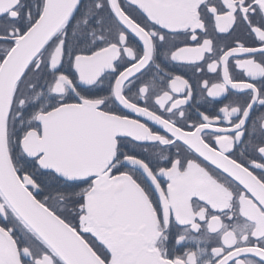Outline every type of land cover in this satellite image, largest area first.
I'll use <instances>...</instances> for the list:
<instances>
[{
    "label": "snow or ice",
    "instance_id": "6c2138e0",
    "mask_svg": "<svg viewBox=\"0 0 264 264\" xmlns=\"http://www.w3.org/2000/svg\"><path fill=\"white\" fill-rule=\"evenodd\" d=\"M0 264H264V0H0Z\"/></svg>",
    "mask_w": 264,
    "mask_h": 264
}]
</instances>
